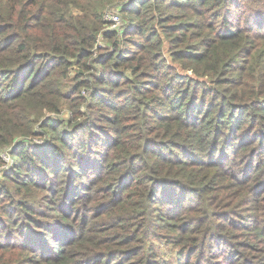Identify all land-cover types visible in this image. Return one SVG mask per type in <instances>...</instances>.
Returning a JSON list of instances; mask_svg holds the SVG:
<instances>
[{"label": "trees", "instance_id": "16d2710c", "mask_svg": "<svg viewBox=\"0 0 264 264\" xmlns=\"http://www.w3.org/2000/svg\"><path fill=\"white\" fill-rule=\"evenodd\" d=\"M117 1L0 0V149L15 145L0 240L33 264H157L163 227L191 264L208 231L173 224L186 204L229 192L264 209V0H125L123 33L104 19ZM241 248L231 264L264 262Z\"/></svg>", "mask_w": 264, "mask_h": 264}, {"label": "rangeland", "instance_id": "374dc122", "mask_svg": "<svg viewBox=\"0 0 264 264\" xmlns=\"http://www.w3.org/2000/svg\"><path fill=\"white\" fill-rule=\"evenodd\" d=\"M122 1L125 0H120L113 3L109 7V9L120 10L121 5L123 6V4H121ZM248 13L249 12H247V14ZM119 15L121 18V25L119 26L118 30L119 32L122 31L123 33V31L126 29V25L122 14L119 13ZM209 21L211 20H205V22ZM233 21L234 19L231 20V22ZM154 29L158 33L161 32L160 27L158 25H155ZM127 40L128 42L125 46L124 44H121L124 49H130V42L137 41V38L134 36H130L127 37ZM108 47L109 46L106 44V42H104L103 39L100 37L96 44V52L101 50H109L111 52V48ZM132 50H135V48H133ZM168 52L169 46L165 45L162 54L164 58H167L168 65H170V67H175L182 74L193 76L192 73L184 72L178 66V64L172 62L169 58ZM70 73V75H72L73 70H71ZM68 116V112L64 111L62 112L61 117L55 115V117L52 118L57 119L59 121L61 119H67ZM45 137L47 141H49L48 137ZM33 139V143L29 145L41 144L43 142H46V139L44 137L37 136L33 138H27L25 140ZM14 147L15 145L11 144L8 147H5L4 149H0V180H3L4 174L9 172L13 166L12 164H10L11 161L9 159V155L13 160L11 154L14 150ZM3 155H7V161L3 159ZM234 174L237 175L238 173L235 172ZM232 195L233 194H229V192L223 195L219 192H213L206 196V201L203 200L208 206L207 208L202 207L200 209V213L196 212L195 210L198 207L197 202L201 201V199H194L191 203H189V205L186 204V206L189 208L185 209L181 213L177 212L178 214H175L176 218L173 224L179 223L181 221L182 223L194 221V224L197 225L196 227H198L200 223H205L203 229H206L208 231L206 233L203 232V235L206 236L207 240L203 239L200 234L195 235L197 241L194 248L201 245V247L198 249L201 252V256L197 259V255H194L191 264H231V260L233 257L232 254L229 253L230 251L234 252L231 247L235 243L247 246L251 245L252 248L250 250H244V248L237 250L238 254L243 255L248 260H260L264 257V246L262 245V241L257 240V238H255L253 234L246 235V233H251L250 229L252 227L261 228L262 226H264V209H255V206L253 204H249L248 200H234L235 196L232 197ZM135 200L138 204H142V200L138 199L137 197L135 198ZM262 205H264V202ZM162 211H166V209L163 208ZM224 226L226 227L225 230L223 232H219V229ZM155 231L156 234H159V238H154V248L156 251V255L158 256V258H156L157 264H181L177 258L180 257L182 248L176 245V243H171L172 241H175L174 238L177 235H171L166 227L156 229ZM210 238L211 240H209ZM0 244L7 245L5 247L0 246L1 261L5 262L6 264H33V262H31V256L29 254V251L31 250L26 252L20 247V245H16L18 244V240L15 237L10 241L0 240ZM136 245L139 244L136 243ZM189 248L191 249V247H188V249ZM188 249L184 250L183 252L184 257L182 258L185 260V263L189 258V256L187 255ZM77 251L81 252L86 250L82 249ZM132 253L133 252L131 251L128 253L121 254L120 256L122 258L120 260V263H123V261L126 262L131 260H133L132 262H134L135 259L140 258L139 256H131ZM25 257H29L30 261L25 262ZM237 258H239V256H237ZM95 259L96 256L90 258V260ZM108 261H110V259ZM95 263L96 262H93L92 264ZM76 264H79V262ZM259 264H264V262Z\"/></svg>", "mask_w": 264, "mask_h": 264}, {"label": "built area", "instance_id": "2783aa9c", "mask_svg": "<svg viewBox=\"0 0 264 264\" xmlns=\"http://www.w3.org/2000/svg\"><path fill=\"white\" fill-rule=\"evenodd\" d=\"M121 4H124L123 2ZM122 6V5H121ZM119 10L109 9L104 14V19L108 23L109 29L118 30L119 26L121 25V18L119 15ZM119 31V30H118ZM7 155H3V159L7 161ZM9 159L12 164V159L9 155Z\"/></svg>", "mask_w": 264, "mask_h": 264}]
</instances>
